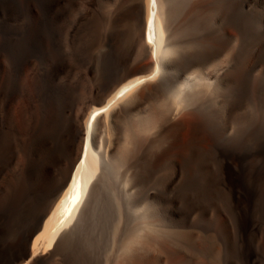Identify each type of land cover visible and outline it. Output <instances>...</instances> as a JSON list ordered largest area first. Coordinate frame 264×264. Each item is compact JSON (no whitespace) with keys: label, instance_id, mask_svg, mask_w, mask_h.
<instances>
[{"label":"bare ground","instance_id":"bare-ground-1","mask_svg":"<svg viewBox=\"0 0 264 264\" xmlns=\"http://www.w3.org/2000/svg\"><path fill=\"white\" fill-rule=\"evenodd\" d=\"M78 6L88 10L79 48L102 87L84 108L72 98L77 81L61 76L71 63L54 47L63 18ZM24 14L32 19L21 35L16 20ZM234 48L235 64L217 83L188 72ZM43 55L51 58L47 70L28 71ZM185 71L173 111L170 102L161 106ZM143 121L157 131L130 138L128 128L147 129ZM122 130L131 134V148L122 141L128 151L119 148ZM113 173L127 193L161 177L168 191H188L183 206L155 195L149 211L148 204L136 208L143 219L140 210L149 215L113 264H254L249 244L264 230V0H0V226L12 214L28 221L0 264L52 257L97 183ZM196 208L203 211L200 230L189 218Z\"/></svg>","mask_w":264,"mask_h":264},{"label":"rangeland","instance_id":"rangeland-1","mask_svg":"<svg viewBox=\"0 0 264 264\" xmlns=\"http://www.w3.org/2000/svg\"><path fill=\"white\" fill-rule=\"evenodd\" d=\"M76 8H73L71 10V14H69L68 16H66L65 18H63V21H62V23H63L62 24L63 25L62 26V35H61L60 39H58V41H55L54 47L56 49H58L62 54H63V52H64V54L66 53V55H64V54L63 55L65 57L67 56V58H66L67 65H69L71 63L70 65L72 67L71 66L70 67L67 66V68H69V69H65L61 73V76H64V75L66 76L67 75V77H68L69 74H67V73H70V77H68L70 79V81H72L73 83L77 81L76 83H78V85L80 87L78 86L77 92L74 93V96L72 95V98H73V100L76 103V107H78V108H81V107L84 108L85 106H87L91 102L90 99L92 100L94 98V96L97 95V91L99 89H101L102 87L100 85V88L97 89L99 85H97V84L94 83V81L95 82L98 81V78H97V76H98V69L95 70L96 69L95 68V63H93V60L91 61V58L90 57L87 58L86 55H83L84 52H82L81 49L79 48V44L84 42L83 36L82 37L80 36L81 35V31H80L79 28H80L81 24H83V22L85 21V15H87V11L88 10L85 9V8H83L82 6H80V8H79V6L76 7ZM82 13H83V15H82ZM21 16H19L17 18L18 21L16 20V23L20 27L19 28V33L21 35L22 34L24 35V34H26L28 32V27H26V24H28V22L32 19V16L31 15H28V14H24V15H21ZM68 23H70L71 26ZM66 34L68 35L67 37H66ZM75 39H77V40H75ZM64 40H65V42H64ZM70 43H72V44L69 45ZM108 43H109V40H107V41L103 42L102 44L98 45V47L96 46L95 48H93L92 51H91V54H92L91 57H96V55L99 54V51H102L107 46ZM62 46H63V49H62ZM67 49H69V50H67ZM233 50H234V52H233L234 54L231 52L230 54H227L228 55L227 56V55H224V53H221L222 55L221 54L218 55L217 57H215L214 59H212L210 62H208L206 65H202V64L201 65H195V66H193L191 68V70L189 69L188 72L196 70V73L199 74V75H201V77L203 78V81L205 80V82H214V83H217V81H219L221 79V77H222L223 73L225 72V70L227 71L228 69H230L235 64L234 61H235V54H236L237 49L234 48ZM66 51H68V52H66ZM69 52H70V54H69ZM81 55H83V58L81 57ZM43 56L37 57V60L34 59L31 62L32 64H30L29 67L27 68V70L29 71L30 68L31 69L32 68H36L37 70H40L42 72L43 71H46L47 68L49 67L48 64L50 63L51 58L49 56H47V55H43ZM72 56H73V58H72ZM225 56H227V58ZM69 57H70V59H69ZM71 59H72V61H71ZM78 59H79V61H78ZM85 59H87V60H85ZM40 60H41V62H40ZM80 60H81L82 63L83 62L84 63L82 64L80 62ZM78 62H80V63H78ZM105 64L106 65L108 64V59L104 61V64L103 65L106 66ZM75 66H76V68H74ZM88 66H89V68H88ZM209 67H211L212 69L209 68ZM72 68H73V71H72ZM219 68H221L222 71ZM70 69H71V71H70ZM203 70H204V72H203ZM77 71H79V72L77 73ZM82 71L85 72V73H83ZM208 71H210V72H208ZM219 71H221V72H219ZM186 72L187 71L183 72L184 74L183 73L181 74V77H180L179 81H176L175 83H173L170 86V89L167 92V97H169V92H170V96H171L170 97V101L168 100V98L166 96H164V98H161L159 100V103H162L163 100H165V97H166L167 100H165L160 105L161 106H164V104H167V103L170 102V104L173 106L172 107L170 104H168L167 105V110H166V108L164 109L165 110L164 112H165V114L167 113V115L170 114L173 111V109H174V103H173V101H174V98L175 97L172 99V96L178 92L177 91V87L178 86L180 87V83H181L184 75L187 74ZM79 73L81 75H82V73H83V75H85V74L86 75L85 76H83V75L81 76ZM78 74L80 75V77H79ZM210 76L211 77L213 76L212 79H211ZM217 76H218V78H217ZM81 78H83V79H81ZM208 78H210V79H208ZM84 79H85V81H84ZM93 79H95V80H93ZM173 79H175V75H173ZM80 82L83 84V87L84 88L82 87V85H81ZM103 83L105 84V82H103ZM81 87H82V89H81ZM32 88L33 87H30V86L28 87V90L31 89V90H29V92L32 91L31 93H33V91H34V93H35V89L32 90ZM38 90H39V88H38ZM172 91H173V94H172ZM91 93H93V94H91ZM98 93H99V91H98ZM76 94H78V96H76ZM80 94H81V96H80ZM91 95H94V96H91ZM168 106H169L170 109L168 108ZM170 106L172 107V111H170L171 110V107ZM142 109L145 111L144 113L146 115H149L151 113V111H152L151 110L152 108H151L150 102L146 103L142 107ZM168 111H170V112H168ZM129 118H130V116H129ZM130 120H131V118H130ZM146 122L143 121L144 126H146V128H147L146 130H148V131L144 130L145 127L142 128L140 125H138V127H139L138 132H137L138 127H137V129L134 131V134H133V131H132L133 129L130 130L128 128V130L132 134V135L130 134L131 135L130 138H134L135 132L137 134L139 133V136H142V134H144L145 132H147V133L144 134V136H148V135H153L157 131V129H158L157 126H153V127H155L154 130H153L152 126H150ZM143 130H144V132H143ZM122 131H121V134L119 133L120 134L119 143H120V140H121V143L119 144V145H121V147L119 146V148H121V150L122 149H126L127 146H128V144H129L128 143L127 146L124 145V146H126V148H123L122 147V143H123L122 141H126L124 139H128L127 141H130L129 138H126V136H125V133H126V132H124L125 129H124L123 133H122ZM128 132L126 133V135L130 136L129 135L130 132L129 133ZM141 132H143V133H141ZM233 132L231 131V133H233ZM127 141L124 142V143L126 144ZM132 143H133V140H132ZM132 145L133 144H131V141H130L129 147L130 146L132 147ZM130 148H128V149L130 150ZM122 151H128V150H122ZM117 158H118V156L115 159H117ZM118 164H121V162H119ZM107 177L108 178L105 177L102 180H100L97 183V185L95 186V190H94L95 193H94V191L92 192V194L89 196L86 204L84 205V208H82V211L78 215V217L80 216L79 217L80 219L79 220L76 219L75 223H73L69 227L71 229H68V228L66 229L68 232L70 230L71 233L69 232L70 234L69 233L67 234V232L65 233V231H66L65 230L58 237V238H60L59 239V242L60 241L62 242V243H60L61 246L64 245L63 243L66 244L63 247H61L58 244L59 242H57L56 247H58L59 249H61V252H60V250L58 248H55V253H54V255L52 257L47 258V259H45V258L44 259L39 258L36 261L35 264H53L54 262H55L54 264H56L57 263L56 262L57 259L59 260V261L57 260L58 263L60 261L62 262V263L60 262L61 264H75V263L76 264H106V262H107V264H113V262H114V260H115V258L117 256V253L121 249L120 246H124L128 242L130 243L131 238H132V235L134 234V230L139 226V224L142 222V220L146 219L147 216L149 215V213H148L149 209H147V208L150 207V203H151L152 199H154V196L155 195H156L155 198L156 199L158 198L157 200H160L161 202L165 199L164 201L166 203L170 204V200H172V204L174 203L175 206L177 204H179L177 206H183L185 204V202L183 200V196L185 198H188L187 197L188 194L186 193L188 191L184 187L182 189L180 188V190H176V191L175 190H173V191L170 190V191H168L170 188H167L165 186V184H166L165 180H167L168 178H163V177H161L159 179L158 178H155V179H152V180L153 181L156 180L157 181V182L155 181L156 183L155 182H152V180H148L147 182L141 184V186L138 187L139 189L141 187H143L145 184L148 183L147 186H146V189H145V186L143 188H141L144 191L139 190V192L142 191V193L140 195V194H138L139 193L138 190H136L138 193L137 192L135 193V190H133L130 193L129 192L127 193L126 191L124 192L125 189H124L123 184H122V179L120 177L116 176L114 173L112 174V176H107ZM169 178H172V176H170ZM161 180H164V181H161ZM149 183H151V184H149ZM152 184L154 186H156V188H154V186H153V188L151 189ZM160 184L162 186H159ZM148 185H150V186H148ZM157 186H159L160 188L157 187ZM147 189H149V190H147ZM144 192H146L147 195H149V197L146 196V194ZM166 192L169 195H167ZM131 193H132V196L130 195ZM143 193H144V197L146 196L147 198L143 199V197H142L143 196ZM177 193L179 195H181L182 199H177ZM133 194H134V196H133ZM169 196H170V199H169ZM166 197H168V199ZM91 198H93L92 201H91ZM130 198H132V199H130ZM136 198H137V200H136ZM141 198H142V200H140ZM174 199L175 200L177 199L176 200L177 202ZM168 200H169V202H167ZM145 204H148V207ZM141 205L142 206L145 205L143 207L144 208L146 207L145 210H148L146 212L144 211V213H146V214H144L142 212V210H144V209L140 210L141 207H142ZM139 207H140L139 210L141 211V214L143 215V217L145 216L146 218L143 219L140 216V214L137 215L139 212H136V211H137V209ZM134 209H135V211H134ZM197 209L198 208H196V210H193V212H191V215L189 216V218H190V222L191 221L193 222L194 228H196V230H200V228L204 224V221H203V219L201 217L203 211H201L202 208L198 209V210L201 211V213H200V211H198ZM135 212H136V214H134ZM208 213L209 214L207 215V217L210 215L209 216L210 217V220H213L216 217V215H217L216 214L217 213V208L215 209V206L214 207L212 206L210 208V210H209ZM81 217H82V220H83L82 222H81ZM139 218L142 219V220H140ZM9 219L5 223H3V225L0 226V254L3 253V252H7L8 251L7 250L8 249V246H10V245H12L14 243L17 234L21 231V229H24V227L28 223L27 220H24L23 222H20L19 219L17 218V216H15L14 214H12ZM79 222H81V223H79ZM137 222H139V223H137ZM77 223H79V224H77ZM18 224H20V225H18ZM76 225H77V227H76ZM73 227H75V228H73ZM261 228L259 229V232H258L257 237L254 239L253 242H250V244H249L250 253L252 254L251 255V260L254 262V264H264V230L261 229ZM262 234H263V237H262ZM66 235L68 236L67 239H65L66 238ZM61 236H63V237L65 236V238H64L63 241H62V238L63 237H61ZM69 238H70V240H69ZM58 253H59V255H58ZM112 254H114V255H112ZM56 255L61 256V257H58ZM55 256H56V258H54ZM59 258H61V259H59ZM252 258H254V259H252ZM52 259H54L55 261L53 260V262L51 263L50 261H52Z\"/></svg>","mask_w":264,"mask_h":264}]
</instances>
